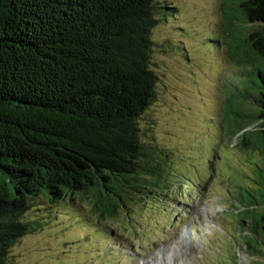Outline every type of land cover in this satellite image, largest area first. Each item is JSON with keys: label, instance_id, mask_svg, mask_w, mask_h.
Here are the masks:
<instances>
[{"label": "trees", "instance_id": "16d2710c", "mask_svg": "<svg viewBox=\"0 0 264 264\" xmlns=\"http://www.w3.org/2000/svg\"><path fill=\"white\" fill-rule=\"evenodd\" d=\"M167 7L0 0V264L39 228L23 216L37 198L82 199L110 220L128 200L157 192L160 148L142 143L138 118L157 79L150 30ZM222 8V38L240 66L234 87L225 82V100L238 93L225 113L237 145L255 156L250 183L237 185L242 242L264 257V0H222Z\"/></svg>", "mask_w": 264, "mask_h": 264}, {"label": "rangeland", "instance_id": "374dc122", "mask_svg": "<svg viewBox=\"0 0 264 264\" xmlns=\"http://www.w3.org/2000/svg\"><path fill=\"white\" fill-rule=\"evenodd\" d=\"M157 1L168 6L150 30L157 79L138 118L142 143L160 148L157 192L110 220L82 199L37 198L23 216L39 228L9 249L8 264H264L242 242L237 185L250 183L255 156L225 113L238 93L225 100L223 89L240 66L222 38V0Z\"/></svg>", "mask_w": 264, "mask_h": 264}]
</instances>
